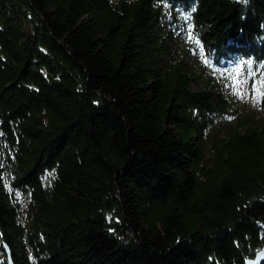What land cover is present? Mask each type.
<instances>
[{
    "label": "trees",
    "instance_id": "16d2710c",
    "mask_svg": "<svg viewBox=\"0 0 264 264\" xmlns=\"http://www.w3.org/2000/svg\"><path fill=\"white\" fill-rule=\"evenodd\" d=\"M163 2L189 8L194 43ZM192 45L264 67V0H0V264L4 244L13 264H245L264 246V118H234Z\"/></svg>",
    "mask_w": 264,
    "mask_h": 264
},
{
    "label": "rangeland",
    "instance_id": "374dc122",
    "mask_svg": "<svg viewBox=\"0 0 264 264\" xmlns=\"http://www.w3.org/2000/svg\"><path fill=\"white\" fill-rule=\"evenodd\" d=\"M175 9L172 11L169 5L163 2L161 5L163 19L171 22L172 31L180 41L183 43L192 41L194 43V31H185V25H182V22H185L187 17L189 18V8L179 5ZM191 47H193L189 54L191 65H200L207 70V74L214 77L218 92L227 96L232 106L236 108L234 118L241 121L243 119L264 118V67L247 65L250 62L247 58L236 63H231L228 60L214 62L207 55L206 50L196 45ZM210 64L213 66L212 69L209 68ZM232 119L228 115L225 121L230 122ZM51 176L50 171L44 172L45 184L49 183Z\"/></svg>",
    "mask_w": 264,
    "mask_h": 264
},
{
    "label": "water",
    "instance_id": "95a60500",
    "mask_svg": "<svg viewBox=\"0 0 264 264\" xmlns=\"http://www.w3.org/2000/svg\"><path fill=\"white\" fill-rule=\"evenodd\" d=\"M6 257H7V264H13L12 257H11V251L7 244L3 245ZM264 260V246L259 249L253 257L247 258L245 260V264H261Z\"/></svg>",
    "mask_w": 264,
    "mask_h": 264
}]
</instances>
